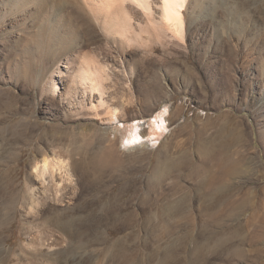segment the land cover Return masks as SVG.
<instances>
[{
  "label": "rangeland",
  "instance_id": "1",
  "mask_svg": "<svg viewBox=\"0 0 264 264\" xmlns=\"http://www.w3.org/2000/svg\"><path fill=\"white\" fill-rule=\"evenodd\" d=\"M160 4L0 0V264H264V0Z\"/></svg>",
  "mask_w": 264,
  "mask_h": 264
},
{
  "label": "bare ground",
  "instance_id": "2",
  "mask_svg": "<svg viewBox=\"0 0 264 264\" xmlns=\"http://www.w3.org/2000/svg\"><path fill=\"white\" fill-rule=\"evenodd\" d=\"M160 1L162 22L168 26L169 29H172L173 32H176V34L180 33L181 29L183 28L182 10L185 0ZM85 2L88 3L92 8L94 7L93 10L96 8L99 11L105 10V13H109V16H111V18L113 17L112 19H114V25H118L121 30L125 29L124 25L129 23L128 21H130L131 18L128 7L129 3H133L147 12H150L151 10L150 0H85ZM90 76L91 74L89 73V75L84 77V79H89ZM168 112L169 109L166 104L151 114L147 119H138L126 123L119 122L117 120L116 114L113 112L111 113L110 118L112 122H115L117 129L123 130L121 141L123 142L124 147L126 146L128 148H134L138 146H146L148 148H152L155 147L161 137L168 132L169 123L167 120V115H170L171 113ZM146 129H148V131H145ZM48 166V161L44 160L43 176L46 174V169L49 168ZM51 169L53 173L55 168L52 167ZM211 178L213 180L214 176L212 175Z\"/></svg>",
  "mask_w": 264,
  "mask_h": 264
}]
</instances>
